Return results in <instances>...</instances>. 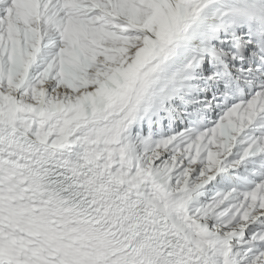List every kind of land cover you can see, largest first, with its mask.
<instances>
[{"label": "snow or ice", "instance_id": "1", "mask_svg": "<svg viewBox=\"0 0 264 264\" xmlns=\"http://www.w3.org/2000/svg\"><path fill=\"white\" fill-rule=\"evenodd\" d=\"M0 264H264V0H0Z\"/></svg>", "mask_w": 264, "mask_h": 264}]
</instances>
